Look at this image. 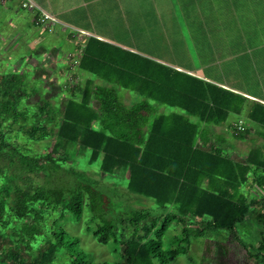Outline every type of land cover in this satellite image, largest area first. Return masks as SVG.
<instances>
[{"label":"trees","instance_id":"obj_1","mask_svg":"<svg viewBox=\"0 0 264 264\" xmlns=\"http://www.w3.org/2000/svg\"><path fill=\"white\" fill-rule=\"evenodd\" d=\"M79 68L143 100L129 106L116 89L98 87L99 111L89 99L78 102L75 92L63 108L46 98L31 101L23 76L4 80L0 264L64 259L66 264H91L78 248L79 239L63 226L68 217L80 221L86 211L89 232L99 244L124 247L123 264H170L189 252L193 239L221 231L264 264L263 212L258 214L261 246L249 249L238 231L259 204L246 188L264 189V153L252 148L244 161H234L203 128L226 124L231 115L241 117L247 107L246 120L264 128V105L96 39L86 44ZM158 106L170 111L160 114ZM245 134L234 137L243 140ZM37 144H44L41 153L33 149ZM90 168L115 185L125 182L129 193L152 200L156 208L114 215L110 197L87 175ZM40 175L45 184H32V176ZM188 218L199 227L187 225ZM175 223L181 232L167 241ZM206 243L207 262L213 250Z\"/></svg>","mask_w":264,"mask_h":264},{"label":"rangeland","instance_id":"obj_2","mask_svg":"<svg viewBox=\"0 0 264 264\" xmlns=\"http://www.w3.org/2000/svg\"><path fill=\"white\" fill-rule=\"evenodd\" d=\"M120 9L119 18L103 20L99 26L109 40L119 42L109 44H118L121 48L123 45L130 47V52L159 64H162L159 61H165L192 69L191 65L195 61L205 70L203 75L225 83L230 90L233 89L249 102H256L254 100L258 97L264 98V0H138L134 4L122 3ZM188 48L192 49L194 57ZM249 97L253 100H249ZM142 100L138 98L135 102ZM126 101L129 102L128 99ZM248 109L241 117L231 115L230 119L242 120L247 127L255 128L256 124L246 121ZM251 130L256 132V129ZM227 140L237 149L236 154L241 157L243 155V158L252 145L255 146L249 137L241 143L234 136ZM43 145H34L33 149L41 153ZM87 175L96 180L99 188L110 197L114 215L156 208L152 200L129 193L125 182L122 187L104 179L96 168H90ZM32 180V184H45L42 175L32 176ZM248 189L251 200L259 204L252 208L238 231L240 240L251 249L263 243L258 224L261 218L258 214H264V205L260 190L257 187ZM88 220L89 214L86 211L80 221L68 217L63 221V226L72 238L79 239L78 248L87 253L91 264H123L124 247L99 244L93 233L89 232ZM185 222L193 228L200 225L191 218ZM52 223L53 219H50L51 226ZM172 230L167 239L170 242L179 235L181 226L175 223ZM208 235L210 237L206 239H193L189 252L178 256L170 264H257L230 233L221 231ZM206 242L212 244L213 250V254L207 256V262L204 259ZM219 243L223 250L218 247ZM65 260L57 264H66ZM154 264L161 263L155 260Z\"/></svg>","mask_w":264,"mask_h":264},{"label":"crops","instance_id":"obj_3","mask_svg":"<svg viewBox=\"0 0 264 264\" xmlns=\"http://www.w3.org/2000/svg\"><path fill=\"white\" fill-rule=\"evenodd\" d=\"M25 1L35 4L41 11L54 16L57 21L56 28L49 31L38 27L37 12L24 9L22 5ZM137 2L138 0H0V86L11 75L23 76L29 92L33 93L30 100L46 98L52 100L54 104L59 102L63 108L67 100L74 98L72 93L75 92L78 93V102L89 99L91 108L99 111L100 101L95 96L98 87L108 90L116 89L121 101L126 105L137 103L135 101L142 98L138 93L118 88L105 79L82 71L75 65V60L80 56L81 46H86L90 39L119 43L117 40H109L102 33L100 23L103 20L119 18L122 3ZM77 34H85L88 37L80 40L77 39ZM116 45L119 47L118 44H114ZM122 49L132 50L124 45ZM188 49L186 52L190 51V55L193 56L192 49L189 51ZM159 62L173 66V69L184 74L230 90L225 83L214 81L212 77L203 75L205 70L195 61L191 65L192 69L171 63L170 65L165 61ZM75 75L80 79L77 90L71 89L68 84L69 78ZM36 88L42 89V93L35 92ZM250 99L252 98L249 97ZM254 101L264 105L262 97ZM157 109L160 114L170 111L166 106H158ZM237 122L229 118L226 124L203 125V128L211 131L213 143H217L215 145L224 150L225 154L234 161H244L252 148H257L264 153V128L259 125L255 128L245 125V137L243 140L236 139V141L246 142L249 137L255 146L252 145L244 158L243 155L241 157L236 154L237 149L227 138L234 136L233 129ZM251 129H256V132ZM197 145L200 143L197 142ZM258 189L262 193L264 204V189ZM247 192L249 193V190Z\"/></svg>","mask_w":264,"mask_h":264},{"label":"built area","instance_id":"obj_4","mask_svg":"<svg viewBox=\"0 0 264 264\" xmlns=\"http://www.w3.org/2000/svg\"><path fill=\"white\" fill-rule=\"evenodd\" d=\"M22 7L24 9H27L29 11H35L37 12V19H36V25L40 28H43L44 30H49V31H53L56 28L57 25V21L54 18V16H52L51 14H48L44 11H41L40 9H38V7L29 2V1H25L22 5ZM77 39L80 40H84V38H87L88 36L85 34H77L76 35ZM84 49H85V45L81 46L80 50H79V58L77 60H75V65H77L79 67L80 62H81V58L82 55L84 53ZM79 83H80V79L75 75L73 76L70 81H69V87L71 89H77L79 87ZM245 122L242 120H239L235 126H234V133L235 134H241L245 131Z\"/></svg>","mask_w":264,"mask_h":264}]
</instances>
